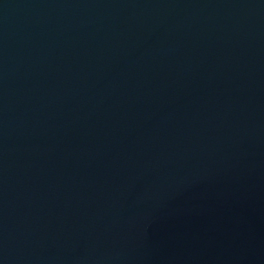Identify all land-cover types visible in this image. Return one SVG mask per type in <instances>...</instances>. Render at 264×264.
<instances>
[{
    "label": "water",
    "instance_id": "water-1",
    "mask_svg": "<svg viewBox=\"0 0 264 264\" xmlns=\"http://www.w3.org/2000/svg\"><path fill=\"white\" fill-rule=\"evenodd\" d=\"M0 264H264V0H0Z\"/></svg>",
    "mask_w": 264,
    "mask_h": 264
}]
</instances>
